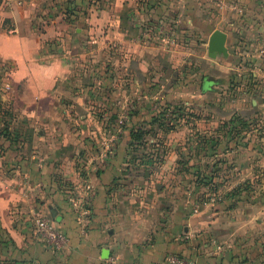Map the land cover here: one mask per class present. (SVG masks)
<instances>
[{
    "label": "crops",
    "instance_id": "obj_1",
    "mask_svg": "<svg viewBox=\"0 0 264 264\" xmlns=\"http://www.w3.org/2000/svg\"><path fill=\"white\" fill-rule=\"evenodd\" d=\"M89 2L0 0V84L8 86L16 116L8 128L22 139L14 148L0 138V227L11 238L0 257L8 258L5 264H150L171 252L197 264H259L245 244V217L231 214L238 200L225 208L178 187L172 166L154 161L160 157L129 153L128 130L140 124L99 123L95 110L117 113L94 101L103 103L104 92L111 99L116 82L143 78L148 53L159 62L162 51L176 50L162 48V41L194 27L207 36L223 30L227 52L231 32L237 65L264 64V0ZM121 112L126 119L130 110ZM69 198L84 199V223ZM49 205L67 236L60 250L32 229V213L49 215ZM222 214L231 215L226 238Z\"/></svg>",
    "mask_w": 264,
    "mask_h": 264
},
{
    "label": "rangeland",
    "instance_id": "obj_2",
    "mask_svg": "<svg viewBox=\"0 0 264 264\" xmlns=\"http://www.w3.org/2000/svg\"><path fill=\"white\" fill-rule=\"evenodd\" d=\"M93 1L95 6H106V0ZM208 22L213 24V17ZM230 40L231 32L228 31V56L211 58L206 54L207 33L196 27L191 28L189 34L179 33L174 40L164 39L160 44L162 48L176 50L163 49L166 55L160 53L159 62L154 59L155 53H148L149 58L152 55V61L149 59L148 65L144 66L142 79L138 77L136 83L129 78L116 82V90L110 93L111 99L109 96L104 99L105 92L102 94L98 88L96 94H102L99 98L103 103L96 98L94 101L99 108H113L112 111L117 113L115 117L108 113L103 116L101 111L95 110L99 123H116L121 119L141 124L145 131L136 153L160 157L154 159L160 161L158 165L172 166L173 182L178 187L181 184L189 187L192 193L200 196L202 203H216L224 190L247 178L254 179L252 196L264 187V64L245 61L237 65L234 55L238 52L232 49ZM241 53L238 54L240 58H248L245 52ZM209 75L217 82L205 81L203 77ZM6 88L8 86L0 84V110L5 109L10 99L4 93ZM123 110H130L126 119L119 116ZM12 119L7 111H0V129L4 124H11ZM12 135H18V131L13 130ZM226 140L231 144L228 148H224ZM163 156H171V163L162 164ZM145 168L149 166L143 170ZM210 170L213 181L199 184V178L209 174ZM183 173H187V177L181 178ZM231 211V214L245 217L246 226L242 227L249 237L245 244H251L249 250L255 252V262L264 264V202L238 200ZM226 214L221 216V238L230 234L226 230L231 225L227 222L231 215L227 217Z\"/></svg>",
    "mask_w": 264,
    "mask_h": 264
},
{
    "label": "trees",
    "instance_id": "obj_3",
    "mask_svg": "<svg viewBox=\"0 0 264 264\" xmlns=\"http://www.w3.org/2000/svg\"><path fill=\"white\" fill-rule=\"evenodd\" d=\"M194 23L197 25L200 22L195 21ZM0 105H1V99H0ZM0 111H2V113H5L7 111V114H10L13 117H15V115L11 112L8 105L5 107V109L0 110ZM9 123L3 125V128L0 129V135L2 136V138L4 137L5 141H7L9 146H14V148H16L22 139L20 138L19 132H18V135L16 136L12 135L13 130L8 128ZM144 131L145 130L142 128L141 124L138 127H132V126L130 127V129L128 130V135H129L128 140H130V142H128L129 151L130 150L136 151L138 146H141V143L143 141L142 137H143ZM226 142L227 143L224 144V148H228L229 146H231L228 140H226ZM212 175H213L212 170H210L209 174H205L201 178H199V181H200L199 184H203L204 182L205 183L212 182L213 181ZM253 182H254V179H249V178L245 179L242 182H237L231 188L224 190L223 193L220 195V199H218L217 202L222 203V205L225 208L233 207L237 200H242V199L247 200V201L249 200L251 202L254 200H259L261 202H264V187L258 192V194H255L254 196H252L253 192L251 191L253 187L252 186ZM215 184L217 183L215 182ZM213 187L215 188L216 185H213ZM10 242H11L10 236L7 234L4 228L0 227V246L7 245ZM7 259L8 258L0 257V260H1L0 264H5L6 263L5 261Z\"/></svg>",
    "mask_w": 264,
    "mask_h": 264
},
{
    "label": "built area",
    "instance_id": "obj_4",
    "mask_svg": "<svg viewBox=\"0 0 264 264\" xmlns=\"http://www.w3.org/2000/svg\"><path fill=\"white\" fill-rule=\"evenodd\" d=\"M71 204L76 210V215L80 223H84L87 210L84 207V199L69 198ZM32 229L41 242L53 250H60L67 244V236L55 225L52 217L40 212H34L31 215ZM150 264H197L192 258L167 253L161 261H154Z\"/></svg>",
    "mask_w": 264,
    "mask_h": 264
},
{
    "label": "water",
    "instance_id": "obj_5",
    "mask_svg": "<svg viewBox=\"0 0 264 264\" xmlns=\"http://www.w3.org/2000/svg\"><path fill=\"white\" fill-rule=\"evenodd\" d=\"M226 33L219 29L213 28L207 36L206 42V54L208 57L214 58L217 55H221L223 57L227 56V47L225 45ZM205 81L211 82L214 80L213 76H206L204 78ZM48 212L50 217L58 219L59 217L55 215L56 209L52 206H48Z\"/></svg>",
    "mask_w": 264,
    "mask_h": 264
},
{
    "label": "flooded vegetation",
    "instance_id": "obj_6",
    "mask_svg": "<svg viewBox=\"0 0 264 264\" xmlns=\"http://www.w3.org/2000/svg\"><path fill=\"white\" fill-rule=\"evenodd\" d=\"M210 83H208V85H209Z\"/></svg>",
    "mask_w": 264,
    "mask_h": 264
}]
</instances>
